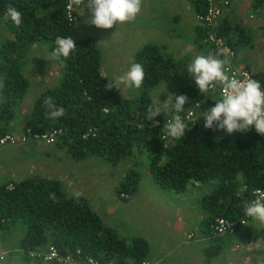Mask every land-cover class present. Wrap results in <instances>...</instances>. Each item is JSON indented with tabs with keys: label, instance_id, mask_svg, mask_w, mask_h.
Instances as JSON below:
<instances>
[{
	"label": "trees",
	"instance_id": "1",
	"mask_svg": "<svg viewBox=\"0 0 264 264\" xmlns=\"http://www.w3.org/2000/svg\"><path fill=\"white\" fill-rule=\"evenodd\" d=\"M187 1L196 14L205 10L203 0ZM66 2L0 0V26H6L8 32L0 42V82L3 85L0 117L4 124L14 118V106L22 100L29 86L21 72L20 60L25 49L37 42H46L52 51L57 36L70 35L77 47L68 58L58 60L62 66L59 82L37 96L23 130L39 133L57 130L55 146L64 149L75 161L89 156L102 157L112 164L128 160L130 167L115 187L117 196L123 200L133 197L137 191L142 160H147L152 178L166 190L181 192L192 180L214 181V189L200 199L199 206L204 214L201 232L208 238L209 226L216 218L237 220L243 216L244 204L252 199V191L264 187V136L254 127L232 134L206 129L204 118L198 115L193 125L184 121L189 127L184 137H168L165 125L175 115H183L197 102L200 106L195 112L205 111L214 104L215 91L201 93L187 73L189 60L177 59L166 52L164 45L154 43L142 45L133 56V63H140L145 73L137 95L123 96L116 88L107 89L112 78L102 73L97 42L92 36L76 38L72 35ZM7 3L21 11L19 27L7 17ZM253 7L264 11V0H253ZM228 23L224 17L218 34L236 52V43L241 38L230 36ZM241 33L247 36L243 29ZM203 40L205 30L197 25L195 42L199 48L204 47L206 41ZM255 76L264 87V76ZM160 83L169 86L173 100L180 94L189 100L181 113L172 109L174 101L171 100L167 109H161L167 110V115L161 112L150 121L147 109L153 102L152 91ZM167 93H160V98L164 100ZM46 97H52L57 106L65 109V114L50 118L44 105ZM8 131L0 127V136ZM217 137L222 139L217 140ZM242 185L247 186L244 192L239 191ZM16 222L23 225L20 247L26 259L31 257V251L49 245L56 247L61 256L70 255L78 261L90 257L103 264H142L149 252L144 238L127 241L119 237L104 225L84 196L67 197L60 180L55 178L35 176L0 185V229ZM252 235L249 223L239 225L232 236L209 238L211 241L204 248V254L210 259L230 242H245ZM35 259L42 262L40 258Z\"/></svg>",
	"mask_w": 264,
	"mask_h": 264
},
{
	"label": "rangeland",
	"instance_id": "2",
	"mask_svg": "<svg viewBox=\"0 0 264 264\" xmlns=\"http://www.w3.org/2000/svg\"><path fill=\"white\" fill-rule=\"evenodd\" d=\"M161 1L163 2V9L152 20H149L147 12L146 17L144 13H140L134 22H130L134 28L133 32L131 29L127 31L120 29L127 23L114 25L110 29H101L90 25L87 22L90 13L86 7L87 0H85L84 8H77L79 16L71 25V33L76 38L92 36L95 39L101 51L102 73L112 79L128 70L133 63L135 50L147 43L164 45L168 54L177 59L183 61L187 59L191 62L190 57L194 51V27L202 25L197 21L196 13H194L189 1ZM249 1V6L247 4L239 6L238 0H230L231 5L229 4L226 9L230 11L226 17L230 25V36L233 38L240 36L241 38L236 43L237 48L232 61L234 62L237 58L255 75L264 76V11L254 8L253 0ZM147 2L149 0H142V6L149 10V7L147 8L145 5ZM189 7L192 8V17L183 12ZM175 10H180L179 14L183 15L180 23L182 36L174 35L175 33L171 32V28L175 26L173 14ZM241 28L247 32L246 37L242 34L243 32L241 33ZM7 36L6 26L1 25L0 42ZM203 41L205 42L206 39ZM202 50L206 52L202 55L207 53L208 55H216L209 51L207 42H205ZM50 52L46 42H37L25 49L24 56L20 60L21 72L28 79L29 86L22 100L14 106V118L8 124H4L0 117V127L4 126L9 129L8 132L17 134L25 132L26 130H23L25 121L30 115L34 100L43 90L53 87L59 82L62 66L59 65L58 60L47 59ZM165 85L167 92L172 94L169 86L164 83H160L152 91L153 99L158 98L159 100L156 107L160 109H167L171 104L169 96L164 100L160 98V93L166 92ZM139 91L135 88L125 89L122 92L118 90L119 94L123 96H134ZM1 101L0 87V103ZM141 163L139 166L141 177L137 191L133 197L123 200L117 196L115 187L130 167L128 160H121L112 164L102 157L89 156L83 160L75 161L64 149L57 148L54 143L30 141L24 145H6L0 148V185L35 176L58 179L67 197H73L75 192L82 193L80 196L87 199L104 225L116 231L119 237L127 241L139 237L135 235L136 233L148 234L151 226L159 232L156 226L159 224L158 222H146L145 218L147 217L144 215L146 211L131 206L139 202L137 196L141 194L145 200L151 199L162 203L160 206H169L170 204L172 209L181 210L187 216L193 215L196 220L197 230L192 232L195 240L191 239L193 244L190 249H176L171 252V241L166 243V239H163L160 244L158 242L153 244L155 249H159L158 252L167 253L165 258L161 260L163 262L161 264H264V226L256 221L249 222L253 228V235L249 240L240 243L230 242L212 258L207 259L205 256L204 248L210 244L211 240H209L210 237L200 233L199 222L204 214L199 206L200 199L214 189V181L208 184L209 181H207L199 185L190 181L181 192L169 190L171 195L152 178L147 168V160H142ZM144 204L146 207L149 206L147 202ZM149 207L157 210L158 204ZM170 214L172 213H168L165 226L167 231H171L173 227L169 219ZM161 215L156 212L157 219ZM175 229L179 233L183 230L179 226ZM22 235L23 225L20 222L0 229V256H2L0 264H53L51 262H37L35 258L31 257L26 259L20 247ZM153 247L151 255L157 257L158 252L153 251ZM145 262L153 264L148 259H145Z\"/></svg>",
	"mask_w": 264,
	"mask_h": 264
},
{
	"label": "clouds",
	"instance_id": "3",
	"mask_svg": "<svg viewBox=\"0 0 264 264\" xmlns=\"http://www.w3.org/2000/svg\"><path fill=\"white\" fill-rule=\"evenodd\" d=\"M71 5L84 8L85 0H71ZM141 6L142 0H87L86 7L90 13L87 22L101 29L134 22L141 13ZM6 15L17 27L22 24V13L13 4L7 3ZM54 43L55 47L47 58L51 61L60 60L61 57L68 58L77 47L70 35L57 36ZM227 63V60L215 55L201 54L196 55L187 66L188 75L194 79L196 87L204 95L217 86L220 87L221 99L215 101V105L201 116L204 117V128L223 130L227 134H232L243 133L254 127L258 134L264 136V87L251 77L238 79L235 74L230 75L226 67ZM144 78L143 66L140 63H133L126 72L109 80L106 87L116 88L120 92L131 88L139 89ZM2 86L0 82V87ZM168 96L174 101L171 105L172 109L176 113H181L189 98L184 94L176 95L175 100L172 94ZM158 103V98H154L152 105ZM44 105L50 118H59L65 114V109L57 106L52 97H46ZM152 105L147 109V119L154 121L161 112L167 115V110L162 111ZM165 127L167 136L172 139L184 137L186 130L189 129L179 114L175 115ZM220 139L222 137H217V140ZM246 190V185H242L239 189L241 192ZM80 195H82L80 192L74 193L77 198ZM254 196L255 199L244 204V215L264 226V191L257 189Z\"/></svg>",
	"mask_w": 264,
	"mask_h": 264
},
{
	"label": "built area",
	"instance_id": "4",
	"mask_svg": "<svg viewBox=\"0 0 264 264\" xmlns=\"http://www.w3.org/2000/svg\"><path fill=\"white\" fill-rule=\"evenodd\" d=\"M203 2L205 5V10L202 13H197L196 19L205 30V39L208 43L209 51L227 60L228 63L226 67L228 68L230 75L235 74L238 79H243L246 76L251 77L252 79L258 80L263 87L262 81L257 78L249 68L232 61V59L235 57L234 50L227 44L224 37L218 34V26L222 20L225 10L230 4V0H203ZM65 8L67 11L68 21L70 22V25H72V23H74L79 16L77 8L71 5V0H67ZM211 91H215L216 93V96L213 97L214 104L211 105V107H213L215 105V101L221 99V91L219 86H217L215 89H212ZM199 106L200 105L197 102L194 107L187 109L183 115H179L183 121H188L193 125L197 122L198 115L202 116L207 111L206 109L203 112L196 113L195 109H198ZM57 135V130H53L48 133L30 132L29 129H26L25 132L20 134L7 132L0 136V148L6 145L25 144L29 141L53 144L56 141ZM257 189L264 191V187L254 189L252 191L253 196L251 200L255 199L254 192ZM250 221L254 220H252L250 217H247L246 215L239 217L237 220L218 217L209 226V237L215 238L218 236H232L236 233L239 225L245 226V224H248ZM193 237L194 233L192 232L186 234V238L188 240L193 239ZM30 256L33 258H40L42 262L56 261L60 264H103L98 259H93L90 257H87V259L83 261H78L70 255L61 256L59 255L56 247L53 245H49L45 249L41 248V250L39 249L37 251H31ZM107 264L112 263L108 262ZM142 264L148 263L143 261Z\"/></svg>",
	"mask_w": 264,
	"mask_h": 264
},
{
	"label": "crops",
	"instance_id": "5",
	"mask_svg": "<svg viewBox=\"0 0 264 264\" xmlns=\"http://www.w3.org/2000/svg\"><path fill=\"white\" fill-rule=\"evenodd\" d=\"M241 1L242 0H238V5L239 6H243V5H246V4L249 6V4H250L249 0H244V1H242V3H241ZM182 2H179V3H182ZM162 4H163V2L161 0H149V2H147L145 4L147 8L149 7V10L145 9L144 6H142L141 7V14L144 13L145 17H146V14L148 12L149 20H152L157 15L158 12L162 11V9H163ZM185 7H186V5H185ZM191 7L193 8V6H191ZM191 7H189L188 10L187 9L183 10V12L185 13V15H190L192 17V8ZM179 11H177V10H175L174 12L172 11L173 14H174V19H175L174 25L175 26L171 28V32L175 33L174 35H178L179 34L178 36H182L183 32H182V27L180 26V23L182 21L183 15L179 14L180 13ZM193 11H194V9H193ZM229 12L230 11L225 10L224 15L222 17V20L224 19V17H227V14ZM139 16H140V14L137 17H139ZM120 29L121 30H125V31L131 29L134 32V28H133V26L130 23H127L126 26L121 27ZM195 29H196V26L194 27V31H193V33H194V45H193L194 51H193V55L190 57L191 59H193L196 55H201L203 53H206L205 51L202 50V48H199L200 46L198 47V44L195 42ZM206 55H208V53ZM215 56H217V55H215ZM217 57L221 58V56H217ZM234 62L242 64L239 60H237V58L234 60ZM28 143H30V141L25 143V144H28ZM16 145H24V144H16ZM191 182L194 183L195 185H199L201 183V182L194 181V180H192ZM211 182L212 181H209V182H207V184L211 183ZM167 191H169V190H167ZM169 194H171L170 191H169ZM137 200H139V202H137L134 205H131L132 208L139 207V208H142L144 211H146V213L144 214L148 218V219L145 218L146 222L153 221L154 223L155 222L159 223L158 225L156 224L159 232L155 231L153 226H151V230L149 231L148 234H144V233H141V232L135 234L136 236L144 238L148 242L149 252H148V255L146 257V259H148V261L153 262V264H161V263H163V262H161V260H163L165 258L167 253L158 252L159 249H155L153 247V244L155 242L156 243L158 242V244H160L163 239H166V243L171 241V246H170L171 247L170 248L171 252H173L176 249H183V250L186 249V250H188V249L191 248V245L193 244L192 241L195 240V238L193 240H188L186 238V234L189 233V232H193V231L197 230L196 229V224H195L196 220L194 219L193 215L187 216L181 210L172 209L170 204H169V206H166V205L160 206L162 203H159L157 201H153L151 199L145 200L144 197L143 198L141 197V194H139L137 196ZM144 202H147V204L149 206L150 205L153 206L154 204H158V209L155 210V209H153V208H151L149 206L146 207ZM156 212L162 214L160 216V218H158V219L156 218ZM168 213H172L169 216V219H170V221H171V223L173 225L171 231H167L165 229V226L167 224ZM202 218H200V222H199L200 224H201ZM177 226L183 228V230H181V233H179L175 229V227H177ZM200 233H202V232L200 231ZM151 246L153 247V251L158 252L157 257L154 256V255L152 257V255H151L152 247ZM179 258H180V256H179ZM0 259H2V256H0Z\"/></svg>",
	"mask_w": 264,
	"mask_h": 264
}]
</instances>
